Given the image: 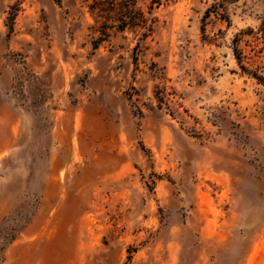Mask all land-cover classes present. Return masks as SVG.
Listing matches in <instances>:
<instances>
[{"label":"rangeland","instance_id":"obj_1","mask_svg":"<svg viewBox=\"0 0 264 264\" xmlns=\"http://www.w3.org/2000/svg\"><path fill=\"white\" fill-rule=\"evenodd\" d=\"M263 15L0 0V264H264Z\"/></svg>","mask_w":264,"mask_h":264},{"label":"trees","instance_id":"obj_2","mask_svg":"<svg viewBox=\"0 0 264 264\" xmlns=\"http://www.w3.org/2000/svg\"><path fill=\"white\" fill-rule=\"evenodd\" d=\"M261 23H260V26H259V33H260V35H261V38H262V41H263V44H264V15L263 16H261ZM125 25L123 24L122 26H121V28L122 27H124ZM150 31H152V29H150ZM263 50H264V46H263ZM235 54H236V57H237V59H238V61L240 62V60H241V54L238 52V50L237 49H235ZM241 63V62H240ZM241 67L243 68V70H247V68L243 65V64H241ZM252 74V76L253 77H255L259 82H264V75H262V74H259L258 72H252L251 73Z\"/></svg>","mask_w":264,"mask_h":264},{"label":"crops","instance_id":"obj_3","mask_svg":"<svg viewBox=\"0 0 264 264\" xmlns=\"http://www.w3.org/2000/svg\"><path fill=\"white\" fill-rule=\"evenodd\" d=\"M245 95H249V91H244Z\"/></svg>","mask_w":264,"mask_h":264}]
</instances>
